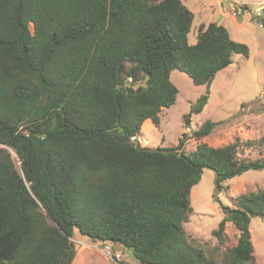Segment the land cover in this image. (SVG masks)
Masks as SVG:
<instances>
[{
	"label": "trees",
	"instance_id": "trees-1",
	"mask_svg": "<svg viewBox=\"0 0 264 264\" xmlns=\"http://www.w3.org/2000/svg\"><path fill=\"white\" fill-rule=\"evenodd\" d=\"M194 17L182 0H0V264H73L75 229L146 264H256L250 225L264 216V188L224 207L213 233L222 242L231 221L241 235L220 262L184 224L205 168L217 191L264 169V157L238 155L243 145L264 149V136L190 153L184 138L142 149L132 139L176 103L173 69L206 86L184 115L190 126L217 73L249 55L216 21L190 43ZM220 123L208 119L194 135Z\"/></svg>",
	"mask_w": 264,
	"mask_h": 264
},
{
	"label": "rangeland",
	"instance_id": "rangeland-1",
	"mask_svg": "<svg viewBox=\"0 0 264 264\" xmlns=\"http://www.w3.org/2000/svg\"><path fill=\"white\" fill-rule=\"evenodd\" d=\"M223 2L221 6L220 2ZM194 12V20L189 42L197 41V33L201 24L216 21L226 26L231 37L248 45V56L237 53L233 55V63L219 71L210 87V98L202 112L191 116V124L187 126L184 115L190 111L191 103L205 93V85H197L185 72L173 69L171 80L177 85L179 93L177 101L161 112V123L153 122L150 128L142 125L138 141L140 145L155 148L158 146H176L180 138H184V150L192 152L198 144L222 146L239 137L246 140H260L264 136V28L259 26L258 10L264 6V0H212L208 6L200 0H185ZM248 4L250 10H244L241 18L234 13L235 7ZM220 4V5H219ZM205 6V7H203ZM220 11L225 13L220 18ZM144 83V82H142ZM211 119L221 122L211 134L196 137L194 130L203 122ZM185 134V136H184ZM2 146V144H0ZM10 148L13 159L19 165L14 149ZM239 157L258 159L264 157V149L260 145L242 146ZM224 189H215V172L205 168L201 180L191 191L193 211L184 226L187 233L196 240L208 255L221 261L225 253L235 246L241 235L239 229L227 221L221 242L213 233L224 218V207L238 205V196L264 188V169H250L241 175L224 182ZM251 238L254 245L256 264H264V216H253L251 220ZM77 248L73 264H146L129 256L127 250L110 242L93 241L75 229L71 238ZM105 244L111 246L119 257H110L103 249Z\"/></svg>",
	"mask_w": 264,
	"mask_h": 264
},
{
	"label": "built area",
	"instance_id": "built-area-1",
	"mask_svg": "<svg viewBox=\"0 0 264 264\" xmlns=\"http://www.w3.org/2000/svg\"><path fill=\"white\" fill-rule=\"evenodd\" d=\"M243 4H244V3H243ZM232 8L234 9V13H235V14L243 13L242 8H241V5L235 7L234 4H232ZM257 16L259 17V21H260L259 26H260L261 28H264V6H262V7L258 10V12H257ZM130 80H132V79H130ZM132 139H133V140H138V136H132ZM103 249L105 250V252H106V253L108 254V256H110V257H115V255H116V257H119V256H120L119 253H114V252L111 250V246H110L109 244H105V245L103 246Z\"/></svg>",
	"mask_w": 264,
	"mask_h": 264
},
{
	"label": "crops",
	"instance_id": "crops-1",
	"mask_svg": "<svg viewBox=\"0 0 264 264\" xmlns=\"http://www.w3.org/2000/svg\"><path fill=\"white\" fill-rule=\"evenodd\" d=\"M182 1L187 5V3L185 2V0H182ZM200 1H201L202 4H204V2H206V3L208 4V2H209V1H212V0H200ZM220 4H221V6H223V2H222V1L220 2ZM220 4H219V5H220ZM187 6H188V5H187ZM208 6H211V4H208ZM188 7H189V6H188ZM203 7H205V6H203ZM189 8H190V7H189ZM190 9H191V8H190ZM219 13H220V16H221L222 18H224L225 13H223L222 11H220ZM218 23H219V21H218ZM151 123H152V120H151V119H147V120L144 121L143 126H145V127H147V128H150Z\"/></svg>",
	"mask_w": 264,
	"mask_h": 264
},
{
	"label": "water",
	"instance_id": "water-1",
	"mask_svg": "<svg viewBox=\"0 0 264 264\" xmlns=\"http://www.w3.org/2000/svg\"><path fill=\"white\" fill-rule=\"evenodd\" d=\"M220 18H221V16H220ZM132 90H133V87H129V88H128V92H131ZM139 148H140V149H142V148H146V146H141V147H139ZM127 253H128L129 256H130L131 258H133L134 260L143 263V260H142L139 256L136 255L134 249H132V248H127Z\"/></svg>",
	"mask_w": 264,
	"mask_h": 264
}]
</instances>
